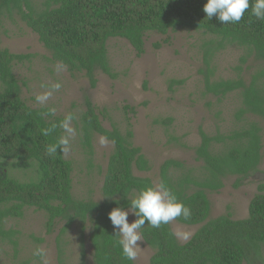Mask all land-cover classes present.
<instances>
[{
  "label": "trees",
  "instance_id": "1",
  "mask_svg": "<svg viewBox=\"0 0 264 264\" xmlns=\"http://www.w3.org/2000/svg\"><path fill=\"white\" fill-rule=\"evenodd\" d=\"M205 3L206 0H44L37 6L33 0H0V23L7 15L18 16L54 62H62L71 74L84 73L91 88L96 85V71L116 78L108 60L107 42L111 39L125 40L141 57L149 33L167 36L169 32L187 30L209 37L203 45L204 67L200 72L204 92L219 101L237 94L240 106L235 119L243 126L229 135L209 136L199 130L200 143L194 153L202 163L200 177L173 160L160 168L159 183L163 181L191 209L188 220L178 217L174 223L200 227L192 238L180 244L168 223L159 228L146 224L142 239L153 251L149 264H264V185L258 187L251 200L247 218L239 221L232 220L229 208L226 215L209 220L211 205L206 194L219 192L228 177L247 178L261 164L262 129L245 118L252 116L264 121V20L251 16L249 9L238 23L221 24L215 16L206 18L202 11ZM227 47L244 51L236 68L237 78L212 81L213 58ZM31 58L0 48V243L8 241L16 256L18 233L7 229L6 223L23 218L26 209H34L44 215L48 235L63 223L56 238L58 264L64 261L62 237L76 222L81 231L89 224L93 264H133L122 254L108 213L115 207L127 210L140 190L153 186L149 179L134 176V171L149 172V163L141 149L133 146L131 130L121 133L113 125L110 130L105 129L99 118L104 110L98 112L85 98V110L77 120V134L88 160L95 135L106 137L113 150L101 187L102 201L75 200L72 163L59 150L55 156L46 154L47 145L64 135L59 125L65 117L42 115L49 108L28 107L13 74L14 63ZM249 59L257 68L249 82H245L241 73ZM178 84L182 82L170 81V87ZM124 110L134 114L127 106ZM172 122L162 121L167 127ZM53 123L57 125L55 132L43 135L42 130ZM216 146L223 150L215 153ZM23 172L31 175L27 182L13 176ZM84 262L81 242L80 264Z\"/></svg>",
  "mask_w": 264,
  "mask_h": 264
},
{
  "label": "rangeland",
  "instance_id": "2",
  "mask_svg": "<svg viewBox=\"0 0 264 264\" xmlns=\"http://www.w3.org/2000/svg\"><path fill=\"white\" fill-rule=\"evenodd\" d=\"M33 1L40 6L44 0ZM209 40L201 33L187 30L169 32L167 36L149 33L144 40V54L137 57L125 40L111 39L107 42L108 60L116 78L110 79L96 71V85L91 88L84 73L71 74L65 68L61 70L18 16L7 15L0 23V48L14 55L32 56L29 61L13 64V74L20 83L21 98L26 105L34 109L55 108V117L74 115L70 126L76 130V135L71 138L70 151L64 153V158L72 163V196L79 201H102L101 187L113 150L112 143L107 141L102 145L101 137L95 135L91 160H88L77 134V120L85 110V98L98 112L104 110L105 114L99 118L105 129L110 130L113 125L121 133L131 130L133 146L141 149L151 168L144 173L134 171V176L149 179L153 186L159 183L160 168L168 160L182 163L194 176H201L202 163L195 159L194 153L200 143L199 130L209 136L216 133L229 135L243 126L235 119L240 106L237 94L219 101L204 92V77L200 72L204 67L203 45ZM156 45L159 48H155ZM243 54V49L237 47H227L217 53L212 61V81L237 78L236 68L240 66L239 59ZM256 68L257 64L251 59L243 65L241 76L245 82H249ZM170 81L182 84L170 87ZM56 83L61 85L60 89L52 90L45 104L37 103L35 97L50 91ZM126 106L134 110V114L125 111ZM166 119L173 120L168 127L162 123ZM245 120L256 122L262 129L261 164L258 171L247 178L228 177L223 180L219 192L206 193L211 205L209 220L226 215L228 208L232 220L246 219L251 200L258 193V187L264 185V121L252 116ZM220 150H223L221 146H216L214 152ZM13 176L21 182H27L31 177L29 172ZM133 221L134 216L129 214L128 222ZM62 226L63 223L57 224L48 235L44 215L26 209L23 218L6 223L7 229L18 233V244L15 256L8 241L0 243V264H45L42 258L33 255L38 247L46 251V264H58L56 238ZM170 226L180 244L187 243L200 228L181 226L174 221ZM80 227L78 222L74 223L62 237L63 264H80L81 242L84 263L93 264L89 224L84 226V231ZM177 232L188 234V239L177 236ZM138 244L142 250L133 264H149L153 251L143 241Z\"/></svg>",
  "mask_w": 264,
  "mask_h": 264
},
{
  "label": "clouds",
  "instance_id": "3",
  "mask_svg": "<svg viewBox=\"0 0 264 264\" xmlns=\"http://www.w3.org/2000/svg\"><path fill=\"white\" fill-rule=\"evenodd\" d=\"M257 20H264V0H206L202 11L207 19L215 16L221 24L238 23L246 11ZM62 70L66 68L62 62L59 64ZM61 85L56 83L52 85L50 91H45L35 97L37 103L43 105L51 96L52 90H59ZM56 109L50 108L42 115L55 114ZM73 115L69 113L59 125L63 129L64 135H61L55 143L46 147V154L55 156L59 152L67 153L71 148V138L76 135V130L70 126ZM57 128L53 123L50 127L44 128L42 134L52 135ZM100 143L106 144L107 138L101 137ZM132 214L136 217L133 222H128V216ZM178 217L188 220L191 217V209L178 200L177 195L172 189L161 181L154 186L145 187L140 190L134 198L128 203V209L115 207L108 213V219L113 226L117 241L121 248L123 256L129 260H136L138 253L142 250L138 242L143 241L142 229L146 224L153 228H159L163 224H168ZM183 239H188L186 233H176ZM34 256H38L45 261L46 251L43 248H37Z\"/></svg>",
  "mask_w": 264,
  "mask_h": 264
}]
</instances>
